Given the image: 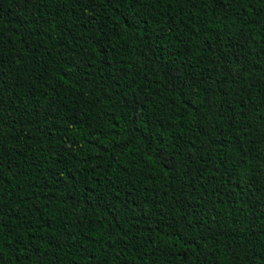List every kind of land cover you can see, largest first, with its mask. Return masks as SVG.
Here are the masks:
<instances>
[{
	"label": "trees",
	"instance_id": "trees-1",
	"mask_svg": "<svg viewBox=\"0 0 264 264\" xmlns=\"http://www.w3.org/2000/svg\"><path fill=\"white\" fill-rule=\"evenodd\" d=\"M0 264H264V0H0Z\"/></svg>",
	"mask_w": 264,
	"mask_h": 264
},
{
	"label": "snow or ice",
	"instance_id": "snow-or-ice-1",
	"mask_svg": "<svg viewBox=\"0 0 264 264\" xmlns=\"http://www.w3.org/2000/svg\"><path fill=\"white\" fill-rule=\"evenodd\" d=\"M3 83H4L3 80H0V86H2ZM261 259L264 260V257H261Z\"/></svg>",
	"mask_w": 264,
	"mask_h": 264
}]
</instances>
